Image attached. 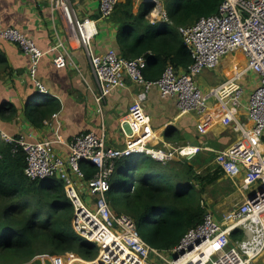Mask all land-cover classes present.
<instances>
[{
	"label": "built area",
	"instance_id": "obj_1",
	"mask_svg": "<svg viewBox=\"0 0 264 264\" xmlns=\"http://www.w3.org/2000/svg\"><path fill=\"white\" fill-rule=\"evenodd\" d=\"M97 1L99 18L105 20L110 18L120 0ZM145 1L154 4L149 13L153 23L169 22L159 0ZM50 4L62 15L67 41L82 48L89 61L99 86L95 97L98 110L103 98L113 88L124 86L125 79L140 86L128 107V131L124 130L125 144L121 148L107 146L103 128L99 132H81L68 140L64 156L55 151L57 139L31 141L23 135L1 132L3 140L16 143L24 151V173L28 179L55 177L63 182L73 207L71 224L74 232L98 246L93 259H81L84 264H257L264 254V0H223L216 14L179 26L178 32L190 52L192 63L180 72L167 65L156 80L144 78L146 61L143 57L125 59L113 48L95 53L93 39L98 34L97 20L79 16L70 0H50ZM0 40L16 44L28 57V74L37 91L45 92L36 77L44 52L34 40L12 26L0 27ZM236 50H240L246 60L244 71L204 92L195 77L205 69L215 68L223 56ZM53 62L62 68L67 64V58L61 53L53 58ZM250 71L256 82L243 99L241 78ZM151 88H156L162 97H174L181 112L192 111L199 116L210 108L209 100H219L220 106L226 109L221 118L222 125L233 124L240 137L226 149L216 152L214 159L235 187L239 185V177L243 176L240 189L248 191L243 201L223 211L220 217L206 209L201 222L189 228L178 244L167 250L146 243L140 237L134 219L125 212L115 214L107 200L113 173L119 163L131 156L145 154L164 164L175 157L192 158L200 151L198 146L152 145L155 136L142 105ZM241 100L246 102L243 104ZM239 106L244 107L252 122L249 129L234 118L232 109ZM42 122L57 128L60 124L58 113H52ZM81 162L94 166L96 171L91 177H85ZM200 205L205 208L204 202L200 201ZM234 231H241L242 238H233ZM151 254L161 263L153 261ZM42 257L57 264L65 256Z\"/></svg>",
	"mask_w": 264,
	"mask_h": 264
},
{
	"label": "trees",
	"instance_id": "obj_2",
	"mask_svg": "<svg viewBox=\"0 0 264 264\" xmlns=\"http://www.w3.org/2000/svg\"><path fill=\"white\" fill-rule=\"evenodd\" d=\"M160 1L169 22L151 21L149 13L154 4L149 1L134 13L133 0H120L110 16L117 25L118 55L125 59L143 57L146 80L158 79L167 65L177 72L187 70L192 58L177 28L216 14L223 2ZM36 105L32 106L31 122L38 125L55 108L45 104L37 109ZM11 112H16L12 106ZM0 116L5 117L2 109ZM124 163L126 171L118 186L112 185L107 193L108 203L115 214L128 213L140 237L159 250L174 247L189 228L201 222L204 208L200 198L208 186L212 194L227 195L232 191L230 180L223 179L218 165L197 174L192 168L181 171L173 161L162 164L145 154L133 155ZM80 165L86 178L96 171L93 165ZM24 167L22 148L0 136V264H26L31 260L29 264H40L36 256L66 252L93 259L98 246L74 232L73 207L63 182L55 177L30 180ZM232 234L235 239L242 238L241 231Z\"/></svg>",
	"mask_w": 264,
	"mask_h": 264
},
{
	"label": "crops",
	"instance_id": "obj_3",
	"mask_svg": "<svg viewBox=\"0 0 264 264\" xmlns=\"http://www.w3.org/2000/svg\"><path fill=\"white\" fill-rule=\"evenodd\" d=\"M70 1L79 16L97 20L98 34L93 39V51L103 53L109 48L117 50V25L111 18H99L98 1ZM133 11L137 12L134 9ZM9 26L33 39L44 52L36 77L46 91L38 92L35 88L28 74V57L19 47L12 42L0 40V110H3L5 116H0V134L3 132L11 136L23 135L31 141L57 139L54 143L55 151L64 156L68 140L81 132H99L103 128L107 146L123 147L124 130L128 131V107L136 98L140 86L125 79L124 86L113 88L103 98L98 110L99 105L95 102V97L99 93V86L89 61L82 48L67 41L65 22L61 13L52 9L50 0H0V27ZM61 53L66 56L67 64L59 68L54 64L53 58ZM240 54L244 57L241 51ZM244 69L245 67L236 69L229 77L243 72ZM205 70L195 77V81L207 92L220 84L210 85V88L202 85L201 80L207 73ZM245 102L246 100H241V103ZM25 104H28L26 110ZM34 104H37V109L45 104L52 105L55 108L53 113H58L59 126L49 127L42 121L38 122V125L32 123L29 105L32 107ZM142 105L148 126L155 136L152 145L201 148L192 158L175 157L170 160L181 171L192 168L195 173H201L213 166L212 155L215 156L216 152L226 149L240 137L233 124L222 125L221 118L226 109L220 106L219 100H209L210 108L204 115L199 116L192 111L181 112L174 97H162L156 88H151ZM11 106L16 110L14 114L11 112ZM30 109L33 111V108ZM232 110L237 122L242 123L246 129L251 128L252 122L248 119L244 107L239 106ZM190 180L199 188L193 178ZM242 182L243 176L238 179V187L231 182L232 191L226 195L224 202L227 207L231 208L248 195V191L240 189ZM206 193L200 198V201L204 202V212L209 209L218 216L216 211L221 210L218 208L222 206L221 197L213 198V203L210 197H206ZM218 195L225 196L221 193L212 194L211 191L212 197ZM82 196H85V192ZM237 198L239 201L234 204L233 200ZM39 259L43 263L50 260L42 256Z\"/></svg>",
	"mask_w": 264,
	"mask_h": 264
},
{
	"label": "rangeland",
	"instance_id": "obj_4",
	"mask_svg": "<svg viewBox=\"0 0 264 264\" xmlns=\"http://www.w3.org/2000/svg\"><path fill=\"white\" fill-rule=\"evenodd\" d=\"M144 1L145 0H133V9L137 11L138 8L141 6V4ZM159 2H160L159 4L162 5V2L160 0H159ZM152 11H153V9H152ZM245 63H246V60L244 57L241 56L239 50H236L234 52L226 54L225 56H223L221 58L219 64L215 68L210 69V70H205V71H207V73H206L205 78H202V80H201L202 85H204L206 88H208L210 85L221 84L223 81H226L227 79H229L230 78L229 76H231L236 69H240V68L245 67L246 66ZM241 80H242L241 81L242 88L244 90V95H243V99H244V97L248 93V89L250 88L249 90H251V87L254 86V84L256 82V78L254 76V73L250 71V72H247L246 74H243ZM200 88L202 89V87H200ZM206 88H204V89L206 90ZM29 112L30 113L32 112V110L30 109V105H29ZM0 136H1V134H0ZM200 150H201V148H200ZM215 164H216V162L214 159L212 165L215 166ZM125 169H126V164L124 162L118 164L117 170L113 173L112 178H111V183L113 186L117 187L118 184L121 182V179L123 178L122 174L125 172ZM223 179L225 180L224 175H223ZM219 182H221V181H219ZM252 187L253 186L250 185V188H252ZM211 191H212V188L210 186H208L206 189V192H207L206 194L208 196H206V197H210L213 200V203H214L213 198L221 197V205L222 206L218 207L219 209L222 210L224 208L225 209L230 208V207H227L226 204L224 203L226 201L225 199H227V198H225L226 195L223 196L224 198L220 195H218L216 197H212ZM211 199H210V201H211ZM216 201H218V199H216ZM238 201H239L238 198L234 199L233 203L235 204ZM221 210L216 211L217 213H219L218 216L216 215L217 217L221 216L220 214L223 212ZM67 253L63 254L65 257L61 258L59 260V262L57 261V264H83V261H85V259H83L82 257L78 256L75 253H72V252H69L68 254ZM72 254H74L76 256H74ZM43 255H41V256H43ZM41 256H36L35 258L39 259V257H41ZM151 257H152L153 261H155L157 263H161V260L159 258H157L156 256H154L153 254H151ZM32 261L33 260H31L30 262H28L26 264H29ZM40 262H41L40 264H52L51 262H48L47 260H45L44 263L41 260H40ZM257 264H264V254H263V257L261 258V260L257 261Z\"/></svg>",
	"mask_w": 264,
	"mask_h": 264
},
{
	"label": "water",
	"instance_id": "obj_5",
	"mask_svg": "<svg viewBox=\"0 0 264 264\" xmlns=\"http://www.w3.org/2000/svg\"><path fill=\"white\" fill-rule=\"evenodd\" d=\"M27 108H28V104H25V105H24V109L26 110ZM30 108H31V105H30ZM172 257L175 258L176 255H175V254H172Z\"/></svg>",
	"mask_w": 264,
	"mask_h": 264
}]
</instances>
